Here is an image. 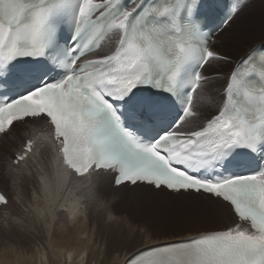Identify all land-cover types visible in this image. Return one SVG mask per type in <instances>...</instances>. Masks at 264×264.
Listing matches in <instances>:
<instances>
[{
  "label": "snow or ice",
  "instance_id": "snow-or-ice-1",
  "mask_svg": "<svg viewBox=\"0 0 264 264\" xmlns=\"http://www.w3.org/2000/svg\"><path fill=\"white\" fill-rule=\"evenodd\" d=\"M127 2L0 0V83L22 88L0 102V133L27 117L45 119L76 174L104 170L117 187L209 194L238 218L223 231L145 248L127 264H264V169L230 177L214 171L236 149H264V56L248 54L215 114L184 136L178 129L198 115L194 95L208 80L205 67L226 58L208 47L199 0ZM109 34L117 37L111 53L83 61L85 49ZM20 60L36 66L15 72ZM160 93L181 105L171 122ZM32 148L28 141L15 163Z\"/></svg>",
  "mask_w": 264,
  "mask_h": 264
},
{
  "label": "bare ground",
  "instance_id": "bare-ground-1",
  "mask_svg": "<svg viewBox=\"0 0 264 264\" xmlns=\"http://www.w3.org/2000/svg\"><path fill=\"white\" fill-rule=\"evenodd\" d=\"M239 6L240 4L238 2L236 15L222 29V31H220L216 35L214 42L218 43L219 36H221V34H223L224 31L236 20L239 15ZM116 39L117 37L114 34L109 36L107 40L102 44L99 52L97 53L98 55L96 54L92 58L96 59L101 55L110 54L112 46ZM209 48L215 51V47L212 48V43ZM253 48L254 49L250 50L249 54L255 51V54H257V58L264 56V43L258 44ZM245 57L246 56L244 55L240 59L233 61L234 63L232 65L230 64L231 67H229L228 71H224L223 74L217 72L210 75L205 74L208 77V80L204 84L203 88L200 89L194 97V103L197 106L198 115L195 118L188 119L190 121L186 120L180 126L183 129L184 125L189 124L188 126L186 125L187 127L183 130L182 133L188 134L191 131L199 130L200 127L202 125H205L207 120L210 119L213 114H215L218 106L225 96L222 92L225 91V87L230 74L233 72L237 64ZM217 65L224 66L221 60L217 61ZM208 66L205 67L204 73L206 72V68ZM223 78L226 79L224 87H222L221 85ZM202 90L203 92H201ZM197 95L201 99L200 104L196 102ZM28 141L33 142L32 151L28 154V157L25 161H21L16 165V156L18 154H23L25 145ZM59 149L60 145L55 141L54 135L50 133L47 120L42 118L27 119L24 122L17 123L11 127L7 134L1 136L0 160L3 161L4 165H0V167L2 168H0V183H9L8 185H10V188L15 194L16 198L15 200H13L10 195L0 191L6 196L8 200L6 206H1V209H4L6 211L0 212V264H3L2 262L5 263L6 261H3V254H5L6 251H9L12 256L13 254H16L18 256V259L21 260V264H35L34 260H36L35 258L37 257L34 256V253L37 254V252L35 251L36 249L34 248L35 250L33 255H30V252L31 249H33V247L36 245L38 234L41 233L40 228L37 227V224L38 226L42 225L45 216H48V214H50V216L53 217L54 214L60 212L61 210L68 212L69 220H67V222L69 221L70 223H73L72 220L77 218V216L79 218L83 217V220H79L78 224L75 223V225H80L82 227V232L84 233H79L78 230L81 229L80 227L79 229H75L72 231V233L74 234L71 236L76 237L77 239L82 234L84 236L86 235L87 237L89 236V240L92 241L93 235L88 234L87 228L91 225L90 222H98L97 228L95 225L92 226L93 228H91L90 226V232L95 231L98 234L97 239L93 240L97 247H95V245V248H92V242L90 244L91 247L90 245L86 247V245V248L83 249L84 246L82 247V243H79L81 242V240H78L79 242L77 241V245L79 244L81 248H75L76 246H74V244L72 247H74L76 251L72 249L70 253H62L60 252V250H51L50 248L49 251L51 264H127L128 260L137 252L145 248L160 244L156 241L151 242L150 240H144V244L142 241H140V237L142 236H139L138 234L128 233L129 231H126L128 228L125 231L115 230L117 229L115 228L108 230L107 233L105 231L107 230L106 227L105 230H102L104 225L106 226L107 223L103 221L104 218H102L101 216V207H103L104 205L100 203H103V201H105L107 202L106 204L111 208V205H114L113 202L115 201L114 198H108L105 200L103 195L104 189L106 190V184L105 182H103L105 179L103 177L104 174H107V176H111L110 172H91L87 176L79 177L75 173L71 172L66 165H64L62 153L59 151ZM125 187V185L121 186L118 189L113 187L108 191L110 195L116 196L118 195V193H122L121 191ZM129 191V195L131 196H136L137 194L140 197L154 199L166 205L180 204L181 206L186 207L189 213H192L194 220H209L214 223H219L220 226L223 227L228 226L232 223H237V219L234 216L230 206L219 198H214L212 196L200 193L195 194L192 192H182L174 194L168 192L167 190H155L153 189V187L139 184L135 185L132 188H129ZM79 198H85V201L89 200V202H91L89 204L91 208L88 209V213L86 212L87 210H83V203ZM108 213L109 212H107V217L109 215ZM112 215L114 216V214ZM110 218L111 217H109V219ZM137 228L135 230H137ZM59 230L61 229L59 228ZM59 230H57L58 236L62 234V232ZM218 231L219 230L211 229L203 231L201 234ZM63 234H66L65 236H67L70 235V232L68 229H65ZM193 236H197V234H189L186 237L180 238L179 240L173 239L167 242L163 241L161 243L167 244L171 242L185 241L189 240ZM83 237L80 239L85 238ZM50 239L55 238H49V240ZM10 241L14 242L15 244L17 243L22 245L21 249H19L20 251H14L12 247L13 244L11 245ZM59 243H61V241H59ZM141 244H143L141 247H137ZM58 246L60 247V245ZM70 248L71 246L67 248V251ZM42 255L44 256V254ZM41 257L42 256H40L39 258L41 259ZM45 257L43 258L45 259ZM9 259L10 258H8V260ZM12 259H14L12 262H15L17 264L15 260L18 259H15V257H13ZM41 261H39L38 263H40ZM5 264L9 263H7L6 261Z\"/></svg>",
  "mask_w": 264,
  "mask_h": 264
},
{
  "label": "rangeland",
  "instance_id": "rangeland-1",
  "mask_svg": "<svg viewBox=\"0 0 264 264\" xmlns=\"http://www.w3.org/2000/svg\"><path fill=\"white\" fill-rule=\"evenodd\" d=\"M239 4H240L239 9H238L239 15L236 18V20L224 31L223 34H221V36H219L218 43H216V42L212 43V48L215 47L214 50L217 51L222 57L226 58L224 60H221L222 63L224 64V66L217 65V61H213L211 63V65H209L206 68L207 73L205 72L204 74L210 75V74H214L216 72L223 74L224 71L225 72L228 71L229 67H231V65L234 63L233 61L240 59L244 55L247 56L249 54L250 50L254 49L253 47L257 46L258 44L264 43V0H239ZM227 59H229V60H227ZM225 83H226V79L223 78L222 84H221L222 87L225 86ZM201 92H203V90ZM224 92L225 91H223L222 93L224 94ZM208 93H209V91H208ZM208 93H207V95H208ZM196 102H198V104L201 103V99L199 98L198 95L196 97ZM188 121H190V120H188ZM186 125H184V127L182 126L183 129L180 127V129L178 131L180 133H182L183 130L189 124L187 126ZM15 164L17 165V163H15ZM0 165H4L2 160H0ZM103 178L105 179L103 182H105V184H106V186H105L106 190L104 189V191H103V195H104L105 200L108 198H110V199L114 198L115 199V201L113 202L114 205H111V208L109 205L106 204L107 202H105V201H103V203H100V204H103L104 206L106 205L105 207L104 206L101 207V213H102L101 216H102V218H104L103 221L105 223H107L106 226L104 225V227H103L104 229L102 228V230H105V227H106L107 228V230H105L106 233L108 232V230L115 229V228H117L115 230H123V231H125L128 228L129 230L128 229L126 230L127 232L129 231L128 233L138 234L139 236H142V237H140L141 238L140 241H142L144 244H145L144 240L145 241L150 240L151 242L156 241V242L160 243V244L157 243L158 245H161V244H164V243H161L163 241L167 242V241H170L173 239L179 240L180 238L186 237L189 234L200 235L203 231H207V230H211V229L223 231L226 228H228V226L232 227L234 225L232 223V224H229L228 226L223 227V226H220L219 223H214V222L209 221V220H205V221L194 220L192 213H189L188 210L186 209V207H183L180 204L166 205V204L158 202L154 199L140 197L137 194H136V196H131V195H129V192H130L129 188L130 187H128V186H126L121 191L122 193H118V195L112 196V195H110L108 190H111L113 188V175L107 176V174H104ZM8 184L9 183H5V182L3 184L0 183V191L4 192L5 194L10 195V197L13 200H15L16 196L13 193V191L11 190L10 185H8ZM79 199L83 203V210H87L86 212L88 213V209L91 208V206L89 205L91 202H89V200L85 201L86 200L85 198H79ZM188 207H190V206H188ZM3 211H6V210L1 209V206H0V212H3ZM107 212H109L108 217H107ZM111 213L114 214V216ZM105 214H106V216H105ZM109 217H111V218L109 219ZM67 220H69L68 212L61 210L60 212H57L56 214H54L53 217H51L50 214H48V216H45V218L43 219L42 225L38 226V224H37V227L40 228L41 233L38 234L36 245L33 247V249H31L30 255L31 254L33 255L34 250L36 249L35 251L37 252V254L34 253V256L37 258H39L40 256H42V257H41V259L35 258L36 259V260H34L35 264H45L48 260L49 261L46 264H51V262H50V251H49L50 248H51V250H54V249L55 250L57 249V251L60 250V252H62V253H64V252L70 253V251H72V249H74V247H72L74 244H75L74 246H76L75 248L79 249L80 245L79 244L77 245L78 240L79 241L81 240V242H79V241L78 242L80 244L82 243L81 245H82V247L84 246L83 247V249H84V248L88 247L93 242V240L97 239V237H98L97 232H95V231L90 232V231H91V228H93L92 227L93 225H95L97 228L98 222H96V221L90 222L91 228H90V226H88L89 229L87 228L88 234L93 235V238L91 241V240H89V236L87 237L86 235L85 236L82 234L80 235L82 237L84 236L85 237V238L83 237L84 239H80V238H82L80 236L78 237V239L76 237L71 236L74 234V233H72V231L75 229H79V227L81 228L78 230L79 233L82 232V227L80 225H77V224H78L79 220H81V221L83 220V217L79 218L77 216V218L72 220L73 223H70L69 221L67 222ZM75 223H77V224L75 225ZM122 224H123V226H122ZM57 226H58V228H57ZM131 226H133V227H131ZM64 227H66V228H64ZM120 227H121V229H120ZM135 227L136 228L138 227L137 230H135L136 229ZM59 228L61 230H59ZM41 229H42V231H41ZM65 229L69 230L70 235L65 236L66 234H63ZM57 230L61 231L62 234L58 236ZM142 232L144 235L142 234ZM82 233H84V232H82ZM61 236H62V238H61ZM38 238L40 239V241ZM49 238H55V239H50L51 240L50 241ZM71 238H72V240H71ZM166 239H168V240H166ZM56 240L61 241V243H59V241L57 242ZM53 241L55 244L53 243ZM10 244L11 245L13 244L12 247H13L14 251H16V252H17V250L20 251L19 249H21V247H22V245L17 244V243L15 244L14 242H11V241H10ZM41 244H42V246H41ZM14 245H15V247H14ZM58 245H60V247ZM91 245L93 246L92 248L97 247V245L94 242ZM91 245H90V247H91ZM142 245L143 244H141L137 247H141ZM55 246H56V248H55ZM69 246H71V248L68 249V251H69L68 252L67 248H69ZM41 249H44V250H41ZM44 251H45V253H44ZM74 251H76V249H74ZM8 252L6 251V253L3 254V261L6 260L7 263L10 264L14 260V259H12L13 257H15V259H18V256L16 254L12 253L13 254V256H12L11 253L9 252L10 253L9 254ZM40 252L42 254H44V256ZM8 254H9V256H8ZM39 254H40V256H39ZM4 255H6V256H4ZM45 255H46V257H45ZM7 256H8V258H10L9 260H8ZM43 257H45L46 260ZM0 258H1V256H0ZM41 260L42 261L45 260V261L42 262ZM6 261H5V263H6ZM15 261L17 262V264H19V262L21 264L20 259L15 260ZM39 261H41V262L38 263ZM2 263L5 264L4 262H2ZM12 263L16 264L15 262H12Z\"/></svg>",
  "mask_w": 264,
  "mask_h": 264
}]
</instances>
